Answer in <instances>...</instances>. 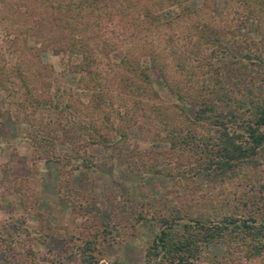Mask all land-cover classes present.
<instances>
[{
	"label": "trees",
	"instance_id": "trees-1",
	"mask_svg": "<svg viewBox=\"0 0 264 264\" xmlns=\"http://www.w3.org/2000/svg\"><path fill=\"white\" fill-rule=\"evenodd\" d=\"M185 1L0 0V108L22 126L30 166L69 165L70 177L97 160L88 144L114 146L125 171L165 174L172 193L200 173L207 189L187 210L170 190L99 199L69 188L77 232L62 252L40 253L16 246L32 231L23 215L34 193L16 178L21 211L1 223L0 264H107L105 244L147 223L157 229L143 264L264 263V0H203L195 10ZM115 14L121 29L103 31ZM45 53L62 54L65 67ZM213 243L220 257L206 253Z\"/></svg>",
	"mask_w": 264,
	"mask_h": 264
},
{
	"label": "rangeland",
	"instance_id": "rangeland-1",
	"mask_svg": "<svg viewBox=\"0 0 264 264\" xmlns=\"http://www.w3.org/2000/svg\"><path fill=\"white\" fill-rule=\"evenodd\" d=\"M215 2L219 5L222 4V0H215ZM185 4L189 10H195L203 6V0H186ZM119 17L118 14H115L109 20L106 18L102 23L103 31L121 29ZM62 57V54H43L44 61L53 63L59 71L65 67ZM152 78L155 85L160 86L162 80L156 68L152 69ZM68 83L71 84L69 81ZM8 99L12 100L13 98ZM5 106H10L9 102ZM45 115H48L49 119L50 116L54 117L57 114L56 111L52 112L49 109L45 111ZM18 125L8 110L0 108V228L4 220L12 215H18V212L21 211L22 196L14 190L13 180L19 177H28V186L31 191H34L30 198V200L32 199L31 207L23 215L26 225L33 232L23 233L16 239V246L21 251L28 252L30 248L40 253L63 251L66 246L65 238L67 239L68 235L72 233L75 234L78 228V222L72 218L70 203L63 197L69 188L82 192L90 191L99 199L103 198L106 190H109L111 194L116 193L123 197L153 196L160 199L164 198L170 190V195H178L179 201H186L187 210L201 207L200 203L196 204L197 206L194 204L197 201L201 202L200 198L207 192L206 185L199 187L201 181L206 177L205 174H198L196 182L190 183V186L187 184L177 186V192L172 193V190L169 189L170 177L165 174L125 171V167L117 163L114 146L104 149L97 144H88L87 152L95 156L97 160L88 169L81 167L74 170L70 177L64 172L69 165H66L67 167L62 168L61 171L56 163L45 160L30 166L31 148L27 140H22L19 135V129L22 126ZM72 161L76 163L78 159ZM260 169H263V171H259L263 177L264 166ZM64 179L69 180V186L60 184V181ZM210 211L213 212V210ZM48 225L55 227L54 233L44 236L45 227ZM156 229V226L150 223L142 224L137 227L134 235L127 236L125 240L105 244L104 258L101 261L107 264H143L144 250L152 240ZM34 230H38L41 235L35 233ZM223 251L222 244L213 243L209 245L206 253L212 257H220ZM239 264L246 263L239 261Z\"/></svg>",
	"mask_w": 264,
	"mask_h": 264
}]
</instances>
